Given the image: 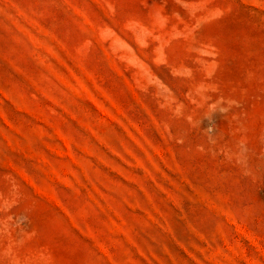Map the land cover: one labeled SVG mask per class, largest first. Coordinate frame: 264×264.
Returning a JSON list of instances; mask_svg holds the SVG:
<instances>
[{"label": "rangeland", "instance_id": "obj_1", "mask_svg": "<svg viewBox=\"0 0 264 264\" xmlns=\"http://www.w3.org/2000/svg\"><path fill=\"white\" fill-rule=\"evenodd\" d=\"M0 264H264V0H0Z\"/></svg>", "mask_w": 264, "mask_h": 264}]
</instances>
